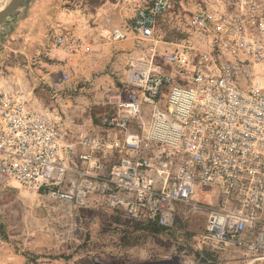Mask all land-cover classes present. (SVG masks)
<instances>
[{
  "label": "built area",
  "instance_id": "2783aa9c",
  "mask_svg": "<svg viewBox=\"0 0 264 264\" xmlns=\"http://www.w3.org/2000/svg\"><path fill=\"white\" fill-rule=\"evenodd\" d=\"M125 3L122 23L103 20L109 42L133 44L117 80L64 60L44 74L49 105L0 92V184L164 232L190 209L216 255L264 264V0L181 4L179 42L159 27L172 0ZM53 46L88 52L71 29Z\"/></svg>",
  "mask_w": 264,
  "mask_h": 264
},
{
  "label": "rangeland",
  "instance_id": "374dc122",
  "mask_svg": "<svg viewBox=\"0 0 264 264\" xmlns=\"http://www.w3.org/2000/svg\"><path fill=\"white\" fill-rule=\"evenodd\" d=\"M172 1L159 27L165 40L179 42L183 35L178 30L186 18L181 4L187 7L191 0ZM116 5L132 15L125 0H26L0 27V92L16 89L26 99L49 105L46 69L67 63V55L54 49L55 36L69 29L80 32L94 17H109ZM99 73L120 77L109 68ZM75 99L79 107L86 100L79 94ZM97 108L88 111L95 119ZM189 212L182 210L174 230L155 232L121 214L72 211L0 184V264H243L239 253L234 260L216 255L202 240L204 217Z\"/></svg>",
  "mask_w": 264,
  "mask_h": 264
},
{
  "label": "crops",
  "instance_id": "0c3cea01",
  "mask_svg": "<svg viewBox=\"0 0 264 264\" xmlns=\"http://www.w3.org/2000/svg\"><path fill=\"white\" fill-rule=\"evenodd\" d=\"M115 9L116 11L109 16L113 18L114 25H117L122 23L124 18L129 15L126 13L124 15V9L117 5L115 6ZM94 19L95 20L91 25L84 26L80 32L76 31L84 40L85 48L88 52L83 51L80 54L68 55L66 57L68 66L74 71V74L79 79H89L96 73L95 78H97L99 72L101 73L108 68L119 73L124 67L123 53L125 51L128 52L133 46L132 42L121 44L109 42L106 39V32L103 31V28L110 27L104 24V18L97 19L94 17ZM55 69L56 67L52 66L51 69H46V72H52ZM102 76L103 80H105L108 78L109 74H102Z\"/></svg>",
  "mask_w": 264,
  "mask_h": 264
},
{
  "label": "water",
  "instance_id": "95a60500",
  "mask_svg": "<svg viewBox=\"0 0 264 264\" xmlns=\"http://www.w3.org/2000/svg\"><path fill=\"white\" fill-rule=\"evenodd\" d=\"M26 0H11L10 3L0 11V27L6 19L13 15Z\"/></svg>",
  "mask_w": 264,
  "mask_h": 264
},
{
  "label": "bare ground",
  "instance_id": "6f19581e",
  "mask_svg": "<svg viewBox=\"0 0 264 264\" xmlns=\"http://www.w3.org/2000/svg\"><path fill=\"white\" fill-rule=\"evenodd\" d=\"M8 1H9V0H0V5H1V4H5V3L8 2ZM10 1H11V0H10ZM10 1H9V3H10ZM9 3H8V4H9ZM8 4H7V5H8ZM7 5H6V6H7ZM4 7H5V6H0V11L3 10Z\"/></svg>",
  "mask_w": 264,
  "mask_h": 264
},
{
  "label": "trees",
  "instance_id": "16d2710c",
  "mask_svg": "<svg viewBox=\"0 0 264 264\" xmlns=\"http://www.w3.org/2000/svg\"><path fill=\"white\" fill-rule=\"evenodd\" d=\"M148 229L153 230L155 232H161L162 231L161 229H158V228H148Z\"/></svg>",
  "mask_w": 264,
  "mask_h": 264
}]
</instances>
